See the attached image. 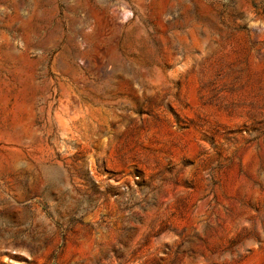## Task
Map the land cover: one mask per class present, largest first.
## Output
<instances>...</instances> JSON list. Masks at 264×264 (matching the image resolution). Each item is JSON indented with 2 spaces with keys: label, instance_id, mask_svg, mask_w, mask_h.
<instances>
[{
  "label": "rangeland",
  "instance_id": "374dc122",
  "mask_svg": "<svg viewBox=\"0 0 264 264\" xmlns=\"http://www.w3.org/2000/svg\"><path fill=\"white\" fill-rule=\"evenodd\" d=\"M0 264H264V0H0Z\"/></svg>",
  "mask_w": 264,
  "mask_h": 264
}]
</instances>
